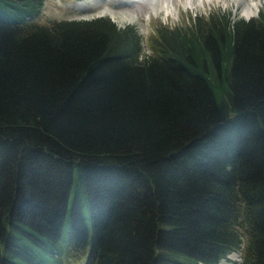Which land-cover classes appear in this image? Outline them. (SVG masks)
Returning a JSON list of instances; mask_svg holds the SVG:
<instances>
[{"label":"trees","instance_id":"trees-1","mask_svg":"<svg viewBox=\"0 0 264 264\" xmlns=\"http://www.w3.org/2000/svg\"><path fill=\"white\" fill-rule=\"evenodd\" d=\"M0 0V264H264V13L161 29Z\"/></svg>","mask_w":264,"mask_h":264},{"label":"rangeland","instance_id":"rangeland-1","mask_svg":"<svg viewBox=\"0 0 264 264\" xmlns=\"http://www.w3.org/2000/svg\"><path fill=\"white\" fill-rule=\"evenodd\" d=\"M161 1L169 3L170 6L172 4L175 12H166L164 8H160ZM192 1L193 8L186 5V0H43L41 10L34 19L39 23L47 24L52 20L109 17L120 28L132 26L136 30L140 39L139 58L142 59L154 54L157 32L161 29L186 30L193 26L197 18L208 21L211 17L224 15L229 19L247 21L258 18L264 13V0H258L257 7L253 8L254 13L249 17L241 13L243 4L241 0ZM110 9L116 12H111ZM111 13L125 16L132 21L120 24L113 19ZM241 253L242 248L235 252L233 258L227 257L224 260L229 263L241 262ZM65 264H81V261L70 260Z\"/></svg>","mask_w":264,"mask_h":264},{"label":"bare ground","instance_id":"bare-ground-1","mask_svg":"<svg viewBox=\"0 0 264 264\" xmlns=\"http://www.w3.org/2000/svg\"><path fill=\"white\" fill-rule=\"evenodd\" d=\"M211 1V0H210ZM242 1V8H241V13L245 16V17H249L251 16L254 12L253 8L257 7V4L259 3V1H255V0H241ZM169 2V1H168ZM183 2V1H182ZM202 2V1H200ZM161 7L160 8H164L166 10V12H170V11H174L175 12V9L172 8V4L171 6L169 5V3L167 2H162L161 1ZM193 4V1L192 0H186V5L189 7V8H193V6H191ZM164 10V11H165ZM111 12H116V10H111ZM177 12V10H176ZM113 19L115 21H118L120 24H123V23H126V22H130L132 21V19L130 18H127L125 16H119L117 15L116 13H111L110 14ZM226 264H232V263H226Z\"/></svg>","mask_w":264,"mask_h":264},{"label":"water","instance_id":"water-1","mask_svg":"<svg viewBox=\"0 0 264 264\" xmlns=\"http://www.w3.org/2000/svg\"><path fill=\"white\" fill-rule=\"evenodd\" d=\"M231 256L233 257V256H234V254H232ZM220 263H224V261H223V260H221V262H220ZM237 264H239V263H237Z\"/></svg>","mask_w":264,"mask_h":264}]
</instances>
